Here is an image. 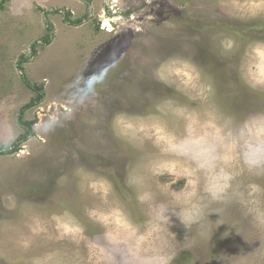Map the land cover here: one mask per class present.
Returning <instances> with one entry per match:
<instances>
[{"label": "rangeland", "instance_id": "obj_1", "mask_svg": "<svg viewBox=\"0 0 264 264\" xmlns=\"http://www.w3.org/2000/svg\"><path fill=\"white\" fill-rule=\"evenodd\" d=\"M0 150V264H264V0H0Z\"/></svg>", "mask_w": 264, "mask_h": 264}, {"label": "trees", "instance_id": "obj_2", "mask_svg": "<svg viewBox=\"0 0 264 264\" xmlns=\"http://www.w3.org/2000/svg\"><path fill=\"white\" fill-rule=\"evenodd\" d=\"M82 23V21H78V22H76L75 23V25H78V24H81ZM34 102V101H33ZM32 103V102H31ZM30 105V104H29ZM29 105H27L26 107H28ZM0 152H2V150H0Z\"/></svg>", "mask_w": 264, "mask_h": 264}, {"label": "water", "instance_id": "obj_3", "mask_svg": "<svg viewBox=\"0 0 264 264\" xmlns=\"http://www.w3.org/2000/svg\"><path fill=\"white\" fill-rule=\"evenodd\" d=\"M87 4L89 5V8H91V7H90V4H89V3H87Z\"/></svg>", "mask_w": 264, "mask_h": 264}]
</instances>
